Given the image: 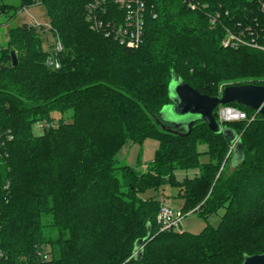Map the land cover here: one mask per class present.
Returning a JSON list of instances; mask_svg holds the SVG:
<instances>
[{
	"label": "trees",
	"instance_id": "16d2710c",
	"mask_svg": "<svg viewBox=\"0 0 264 264\" xmlns=\"http://www.w3.org/2000/svg\"><path fill=\"white\" fill-rule=\"evenodd\" d=\"M19 1L14 15L44 4L49 24L11 27L8 47L0 46V131L13 134L0 159V247L8 255L0 264H241L245 254L264 252V115L226 104L248 115L222 123L243 142L245 158L235 167L229 138L203 120L188 135L158 122L173 75L210 96L221 95V86L264 85V51L222 43L238 21L264 43L259 0H195L207 4L200 9L148 0L137 47L90 27L93 0ZM10 6L0 0V14ZM216 10L223 13L213 25ZM57 38L63 50L54 68L47 58ZM37 122H46L41 133ZM148 138L159 146L146 170L141 156L136 166L120 163L125 144ZM191 169L198 174L176 177ZM166 186L178 189L185 213L207 219L224 210L219 224L198 234L161 231L162 203L144 194ZM149 225L139 261L135 242Z\"/></svg>",
	"mask_w": 264,
	"mask_h": 264
},
{
	"label": "built area",
	"instance_id": "2783aa9c",
	"mask_svg": "<svg viewBox=\"0 0 264 264\" xmlns=\"http://www.w3.org/2000/svg\"><path fill=\"white\" fill-rule=\"evenodd\" d=\"M192 9L207 7L195 0H184ZM264 9V0H259ZM148 0H93L87 5V20L90 27L105 34L107 37H113L121 44L128 47L139 46L144 39L146 26ZM26 8V7H25ZM222 11L216 10L211 16V23L218 24L222 18ZM225 13L228 15L229 11ZM36 26L40 23L34 24ZM225 47L249 46L264 51V43L259 32L252 26L244 27L242 22H236L235 27L226 28V37L223 40ZM63 50L62 42L57 38L55 45L50 49L47 58V64L54 68L61 67L60 53ZM219 119L221 123L248 119L245 111L230 105H224L219 110ZM46 122H37L34 125L36 133L44 130ZM13 139V134L0 131V159L7 153L5 150L6 141ZM187 213L182 208H175L169 203H162L158 214V223L160 230L184 231L182 229L183 220ZM39 254H43L39 252ZM49 258V254L44 255ZM7 253L0 247V261L7 259Z\"/></svg>",
	"mask_w": 264,
	"mask_h": 264
},
{
	"label": "water",
	"instance_id": "95a60500",
	"mask_svg": "<svg viewBox=\"0 0 264 264\" xmlns=\"http://www.w3.org/2000/svg\"><path fill=\"white\" fill-rule=\"evenodd\" d=\"M13 64H18L15 51H12ZM171 102L166 104L160 113L158 122L162 128L173 132L188 135L194 123L203 120L215 133H225L231 142V165L240 164L244 158V149L241 136L233 128L223 125L214 115L215 109L220 105L236 102L259 111L264 115V85L242 84L227 85L221 95L210 96L201 93L182 77L173 75L169 84ZM174 126V128H172ZM152 234V226L146 237L135 242L134 257L142 261L144 257V244ZM241 264H264V252L258 254H245Z\"/></svg>",
	"mask_w": 264,
	"mask_h": 264
},
{
	"label": "rangeland",
	"instance_id": "374dc122",
	"mask_svg": "<svg viewBox=\"0 0 264 264\" xmlns=\"http://www.w3.org/2000/svg\"><path fill=\"white\" fill-rule=\"evenodd\" d=\"M7 3L11 4L10 9L6 13L0 14V46L3 48L8 47L9 41V29L11 27H16L23 23L36 24L40 23L48 27L49 24V15L47 8L44 4H36L27 8H22L18 11L16 15L13 14V5L20 6L19 0H5ZM48 31L49 44L50 41L53 42V36ZM48 43H44V47L48 48ZM221 86V92L223 91ZM222 94V93H221ZM69 114H65V117H68ZM159 146V141L154 138H148L142 145L139 143L128 142L125 144L122 149L119 151L117 157L120 160L121 164H128L130 166H136L141 156L143 162L142 169L146 170L150 162L154 160L155 152ZM206 146H201L202 149H205ZM208 160V156H203L202 161L205 162ZM197 169L191 170H177L175 172L176 177L179 180H182L186 176L193 177L198 174ZM145 197L155 196L158 197L161 203H169L175 208H181L183 200L178 198V189L171 186H166L160 189V192L155 190H149L144 194ZM224 213V210H221L218 215L210 216L205 219L200 216L198 212H189L186 214L182 229L186 232L198 234L200 233L206 225L211 224L217 226L221 220V215Z\"/></svg>",
	"mask_w": 264,
	"mask_h": 264
}]
</instances>
